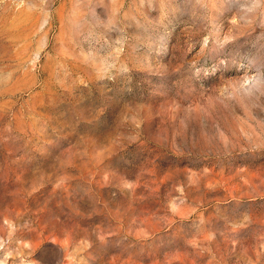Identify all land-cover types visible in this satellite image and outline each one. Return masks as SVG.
<instances>
[{"label": "rangeland", "instance_id": "1", "mask_svg": "<svg viewBox=\"0 0 264 264\" xmlns=\"http://www.w3.org/2000/svg\"><path fill=\"white\" fill-rule=\"evenodd\" d=\"M0 264H264V0H0Z\"/></svg>", "mask_w": 264, "mask_h": 264}]
</instances>
